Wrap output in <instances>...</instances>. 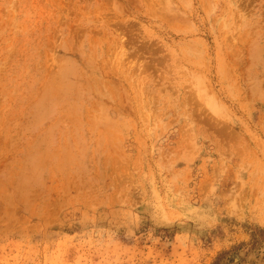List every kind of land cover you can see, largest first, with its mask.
Returning <instances> with one entry per match:
<instances>
[{"label": "rangeland", "instance_id": "374dc122", "mask_svg": "<svg viewBox=\"0 0 264 264\" xmlns=\"http://www.w3.org/2000/svg\"><path fill=\"white\" fill-rule=\"evenodd\" d=\"M0 264H264V0H0Z\"/></svg>", "mask_w": 264, "mask_h": 264}]
</instances>
